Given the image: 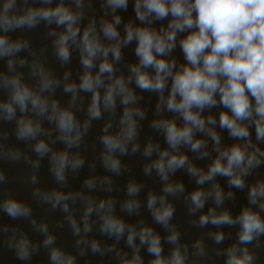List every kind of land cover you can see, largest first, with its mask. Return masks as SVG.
<instances>
[{
    "label": "water",
    "instance_id": "1",
    "mask_svg": "<svg viewBox=\"0 0 264 264\" xmlns=\"http://www.w3.org/2000/svg\"><path fill=\"white\" fill-rule=\"evenodd\" d=\"M61 3L77 14L75 26L79 29L76 39L68 40L66 60L58 55L57 45L59 36L66 32V25L57 24L55 19L37 17L31 26L5 27L0 20V36H5L9 44L20 45L0 53V264H68V257L73 259V264H128L137 259L139 264H152L156 257L148 250L151 236L141 241L144 229H150L151 235L159 237L160 255L169 264L177 249L183 264H227L228 251L233 247L238 255L247 248L253 264H264V233L248 243L239 240L238 217L245 209L264 220V207H261L264 196L258 197L255 203L249 196L253 186L264 183V139H257L254 122H241L247 125L249 137H233L220 125V113H232L220 103L217 92L214 105L193 109L205 119L203 130L193 129V139L202 141L200 148L193 150L191 144L183 142L172 147L163 126H157V122L165 120L174 121L178 127L185 126L182 114L167 107L172 77L166 78L162 91L141 89L136 84L132 68L140 65L136 54L138 41L135 35L131 41H126L128 28L147 27L162 32L173 19L171 13L163 18L149 13L140 19L135 7L137 0H127L125 7L116 8L108 0H0V18L5 14L10 18L18 17L29 8H54ZM5 5L9 7L6 9ZM141 10H145L143 0ZM105 23L114 25L117 36L104 34ZM86 29L108 49L106 57L102 52L93 57L90 68L82 63L86 53L80 44ZM193 30H177L175 46L163 54L166 60L175 62L173 72L188 63L181 41ZM117 45L119 58L113 51ZM104 59L112 64L113 71L100 73L101 83L95 89L100 97V115L94 117L89 111L93 91L82 89L80 83L85 72L95 77ZM141 70L155 76L151 66L141 67ZM117 78L124 80L133 98L124 104V94L117 90L114 105L108 106L104 96L109 84ZM220 79L223 82L225 78ZM15 82L38 96L45 104L43 110L39 105L33 106L31 96L21 108L13 99ZM68 85L75 87L70 89ZM249 98L254 104L250 94ZM9 104L14 110L11 115L6 107ZM126 108L133 110L135 121V133L130 139L122 123ZM61 111L73 115L74 127L67 133L74 138L72 143L65 139L59 127ZM27 122H31L34 132L21 136L20 128ZM213 131L219 136L218 141L211 135ZM105 135L118 136L125 150H110L103 143ZM41 141L46 145L45 151L37 150ZM237 144L246 148L245 165L247 155L253 152L259 161L246 170H242L243 166L235 169L234 174L242 177V186L237 187L230 182V177L221 174L198 182L200 174L207 173L218 157L226 163L221 152ZM165 151L168 153L163 158L165 165L173 154L186 157L183 166L166 167V178L155 167ZM61 155L66 157L62 176L57 174ZM109 155L119 161L118 168H112L106 161ZM190 167L197 171L191 172ZM169 184L173 191H165ZM130 186H135L136 190L129 191ZM197 190L203 193L201 207H196L191 200ZM152 196L155 201L150 206ZM8 200L17 201L27 212L9 215L4 207ZM166 206H171L172 215L165 223L156 219L155 211ZM225 212L232 223L212 222L213 216ZM204 215L209 219L202 224L200 218ZM107 216L123 222V233L104 228ZM130 232H134L131 243L128 241ZM174 233L177 238L173 241ZM218 234L222 236L220 240L216 239ZM21 242L27 249L23 257L19 254ZM93 243L98 245L95 250ZM53 249L59 250L63 259L53 261Z\"/></svg>",
    "mask_w": 264,
    "mask_h": 264
},
{
    "label": "clouds",
    "instance_id": "2",
    "mask_svg": "<svg viewBox=\"0 0 264 264\" xmlns=\"http://www.w3.org/2000/svg\"><path fill=\"white\" fill-rule=\"evenodd\" d=\"M113 7H125L127 0H108ZM9 5H5L7 9ZM137 15L140 19H144L149 13L154 14L157 18H163L171 13L173 19L169 22L168 28L162 32H156L153 29L143 27L133 29L129 26L126 41H131L133 36L137 38L136 54L140 58V65L133 66L132 72L135 74L136 84L145 90H163L168 76L172 77L171 91L167 99V107L182 114L185 126L178 127L174 121H159L157 126H163L166 131V139L172 147H176L180 143H189L193 150L200 148L202 141L193 139V129L203 130L205 128V119L194 111V107L203 109L206 105H214L216 103L215 93L220 94V103L231 110L232 115L227 112H221L219 122L221 127H225L230 131L233 137L247 138L249 137V129L247 125L241 123L244 120L254 122L255 133L257 139H264V0H143L141 10V0L136 3ZM195 12V16H193ZM37 17H42L51 21L55 19L57 24L66 25V32L58 38V55L62 59L69 56L68 40L71 37L76 39L78 27L75 26L77 14L73 13L63 3L54 8L32 9L29 8L24 15L18 17H9L5 14L0 20L9 27L13 24L29 26L33 25ZM117 22L119 17L116 18ZM195 29L191 31L181 41V47L187 64L183 65L179 70L173 72L175 62H169L163 57V54L171 50L175 46L177 30ZM103 32L108 37L117 36L116 28L112 23H105ZM91 33L90 29H86L80 38L83 55L82 63L86 68H90L93 63V57L102 52L106 57L108 49L101 45L98 38ZM19 44H9L5 36H0V53H7L13 48H18ZM114 54L119 58L120 50L118 45L113 47ZM156 54H160L159 57ZM153 67L155 76L151 77L147 72L142 71L141 67ZM113 71L112 64L104 59L99 66V73L93 77L91 73L85 72L82 77L80 87L84 90L93 91L92 104L90 113L92 116L100 115L99 92L96 86L101 83L100 73H109ZM221 77L225 79L221 81ZM13 94V99L18 102L21 108L25 107L26 101L31 96L33 106L39 105L43 110L45 104L38 96L31 94L27 87H22L18 82ZM68 88H74L75 85H68ZM119 90L123 93V103L133 98V94L127 89L122 78H117L113 83L109 84L104 102L108 106L114 105L115 92ZM249 94L254 98L253 104L249 98ZM179 96V99H177ZM163 99V97H161ZM9 115L13 113L12 105L6 106ZM55 108V104H53ZM132 109H125L122 123L126 125V137L131 138L135 133V121L132 119ZM211 120L212 118L209 117ZM59 127L65 133V139L69 143L73 142V137L68 136L74 127L73 115L69 111H61L59 113ZM34 132L31 122L23 123L20 128V135H29ZM211 135L218 141L219 136L213 131ZM78 138V136L76 137ZM103 143L111 150L120 148L125 150V145L118 136L105 135ZM38 151H45L46 145L41 141L37 145ZM148 151L151 152V146ZM168 156L167 151L161 153V159L155 162V167L166 178V167L174 169L183 166L186 162L184 155H171L165 165L164 157ZM226 158V163L221 158H217L210 166L207 173H201L198 182L202 183L206 179L212 178L216 174L230 177V182L237 187L243 185L240 175L234 174L237 167L246 170L254 162L258 163L255 153L247 155L246 148L240 145H233L225 149L220 154ZM66 157L60 156V168L57 174L62 176V167ZM106 161L112 168H118L119 161L110 155L105 157ZM76 164L79 160L75 161ZM190 171L195 173L197 170L190 167ZM135 186H130L129 191H135ZM171 184L167 185L165 191H173ZM203 193L199 190L193 192L191 200L196 207L203 205ZM253 203L257 198L264 196V183L253 186L249 193ZM216 198L219 200L220 192L217 190ZM57 200L60 196L57 195ZM155 201V196L149 198L151 206ZM7 213L11 216L27 212L15 200H8L4 205ZM103 207V204H101ZM131 207V204L129 205ZM264 207V204H261ZM172 215L171 206H166L162 210L155 211V217L158 221L167 222ZM209 217L201 216L200 222L206 223ZM241 224L239 240L241 243H248L255 236L264 233V220L260 216L245 209L238 217ZM213 223H232L228 213L220 216L212 217ZM104 228L110 232L121 234L124 231V224L118 219L111 216L105 217ZM134 232H130L128 236L129 243L132 242ZM151 236L149 243V252L153 253L156 259L152 264H169L161 257V246L159 237L151 235L150 229H144L141 232V241ZM176 234L171 239L176 240ZM222 236L218 234L217 240ZM51 238L49 237V241ZM98 247L93 243V249ZM19 254L23 257L27 255L26 244L21 242L19 246ZM53 261L63 259L59 250L53 249L51 253ZM68 264H73V259L68 257ZM128 264H139V260L129 261ZM171 264H183V257L179 249L175 250L171 256ZM227 264H253V257L247 248L241 250V254H237L235 247L229 249Z\"/></svg>",
    "mask_w": 264,
    "mask_h": 264
}]
</instances>
